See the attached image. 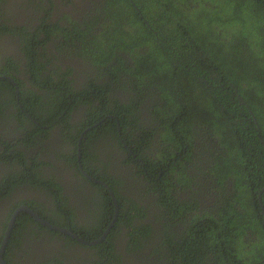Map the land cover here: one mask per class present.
I'll return each instance as SVG.
<instances>
[{
    "label": "trees",
    "instance_id": "16d2710c",
    "mask_svg": "<svg viewBox=\"0 0 264 264\" xmlns=\"http://www.w3.org/2000/svg\"><path fill=\"white\" fill-rule=\"evenodd\" d=\"M133 1L92 2L91 8L98 12L90 20L94 24L87 25L88 30L83 31V42L78 44L83 50L78 49L76 54L81 57L84 73L80 74L90 80L80 84L81 81L80 85L66 78L55 83L51 74H44L49 71L47 65L40 63L36 45L22 28L19 32L23 61L37 84L33 88L23 86L21 80L12 76L19 84L20 101L37 120H45V115L56 121L61 117L59 123L64 126L61 125L59 134L64 140L71 137L73 146L84 132L81 120L76 124L71 122L75 109L81 106L87 110V126L107 115L116 116L106 118L101 128L113 131L120 147L123 148L121 138L129 145L145 139V144L133 152L137 159L128 156L124 163L132 172L126 170L125 175L119 176L107 172L98 177L102 169L95 168L96 179L110 183L121 210L107 237L110 248L107 253L102 252L110 254L107 263H112L114 257L119 264L123 257L117 255L112 245L114 234L120 231L118 227L124 224L127 229L133 228L125 234L129 240L127 252H131L128 250L131 246L137 251L144 247L143 241L152 238V221L159 223L158 219L163 218L167 226L163 241L167 247L153 251L155 261L264 264V146L261 142L264 139V0ZM93 28L95 35L90 30ZM48 29L38 43L44 49L55 35ZM62 47L64 44H56L58 51ZM90 67L94 71L92 76ZM122 74L132 77L135 91H130L129 99H123L122 93L112 86L125 81L120 79ZM6 85H12L15 94L16 87L9 80H0V89ZM90 85L92 90L88 89ZM145 111L150 113L149 118L143 117ZM148 126L153 130L146 131ZM101 128L85 135L81 146L83 158L84 143L88 145L91 136L103 132ZM41 141L37 140L39 144ZM199 148L204 151L195 158L192 152ZM78 153L76 148H63L56 152V158L75 167ZM177 167L181 170L177 171ZM20 168L30 174V183L42 181L41 166L30 168L21 158ZM12 169H16L15 164H6L4 168L0 200L15 190L17 174L11 176ZM64 170L58 167L57 173ZM201 173L207 175L206 181L199 177ZM144 176L145 180L152 178L148 192H153L160 203L157 219L150 218V205H141L140 200H128L130 207L121 203L129 198L122 194L119 185L123 181L139 184V178ZM83 180L86 186L93 185L98 191L96 198L106 203L95 205L101 210L98 215L101 219H97V210L91 218L92 226L86 230L89 236L100 238L115 212L112 198L104 186L86 177ZM199 187L203 188L201 192ZM55 188L63 191L57 184ZM2 191L6 194H1ZM182 191L189 195L184 197ZM23 203L32 206L34 202L24 198L10 206L6 221ZM63 205L68 216L73 217V207L66 201ZM40 215L58 225L52 216L46 217L43 212ZM147 217L146 224L134 226L137 219ZM170 225L183 229L180 237L168 232ZM71 226L77 231L83 228L77 224ZM42 228L28 213L21 212L12 235ZM138 231H142V237L134 240ZM176 236L178 241L174 239Z\"/></svg>",
    "mask_w": 264,
    "mask_h": 264
},
{
    "label": "flooded vegetation",
    "instance_id": "af4514ba",
    "mask_svg": "<svg viewBox=\"0 0 264 264\" xmlns=\"http://www.w3.org/2000/svg\"><path fill=\"white\" fill-rule=\"evenodd\" d=\"M37 1L38 0H0V80H9L13 86L16 87L15 94H17L15 95L12 93V85H6L7 87L2 86V89H0V180L2 179L6 164H15L16 169H12L9 172L11 176L17 174L14 179L16 184L14 192H12L10 196H5V198L0 200V251L4 246L3 259L7 264H116L114 257L112 263H107L110 254L105 255L102 252L106 251L107 253L108 248H110L107 243V237L115 227L118 217L121 216V210L118 198L114 194L110 183L98 178L96 179L97 175L95 173V168L102 169L98 177H102L103 173L107 172L116 176L121 174L125 175L126 170H131H129L124 163L127 162L129 157L135 158L134 160L137 159V155L133 152L136 147L139 148V146L145 144V139L133 145H129L124 140L125 138H121L120 142L123 144V148L120 147L119 142H117L118 138L115 137L116 135L113 131H105V128H101L106 118H116V116L107 115L102 121H98L92 126H87V110L81 106L75 109V114L71 122L74 121V124H76L81 120L80 122L83 123L84 132L81 134V137L78 138L77 144L73 146L74 140H72L71 137L64 140L62 134H59V129H61L62 125L59 123L61 117L56 121L49 120L47 115H45V120H37L31 114L33 112L20 101L19 84L12 76L21 80L23 82H21L22 85L32 86L31 88H33L37 82L31 79L29 70L26 69L25 62L23 61L24 52H22L21 48L23 45L21 46V33L19 31L23 28L32 41V44L36 45L35 50L40 63H45L49 70L48 72L44 71V74H51L55 83L66 78L70 80L74 79L78 82V85H80L88 82L90 79L87 78L86 75L82 77L80 74L83 72L82 66H80L81 60L79 59L81 57L76 54H78V49H83L78 44L80 41L83 42V31L88 30L87 25L94 24L90 22V20L98 12L94 13L96 9L91 8L93 5L92 2L100 4L103 0ZM133 4L134 7L139 10L134 1ZM90 9L92 10L90 11ZM47 27L50 28L55 35H52L51 41L44 49L38 43L42 40L41 37L44 36V31L48 29ZM6 28L8 29L6 30ZM10 29H12V31H10ZM90 30H92L94 35L97 33L95 28ZM61 43L64 44V47L58 51L56 49V44ZM5 68L7 71H3ZM89 71V74L92 76L94 73L93 69ZM96 77L102 82L104 81L102 77ZM124 78L125 81L123 80ZM120 79L123 80L122 83L112 86L122 93L123 99H129L130 91H135L134 85L131 83L132 77L130 74H122ZM79 82L81 83L79 84ZM92 88V85L88 87L89 90H92ZM35 89L37 92L39 91L38 88ZM40 94L45 95L46 93L40 92ZM45 100L47 101V99ZM54 100H58V98ZM149 116V112L145 111L143 113L144 118H149ZM148 127L146 131L150 132L153 130L152 127ZM65 128H68L66 124ZM100 128L103 132H98L94 136H91L92 139L90 143L88 142V145L84 143L83 158L81 146L85 135H88L90 132L92 133V131L94 133L95 129ZM30 132L33 133L30 134ZM66 132L70 135L69 131ZM118 132L120 135L122 134L120 127L118 128ZM37 140L42 141L39 144ZM157 141L158 140L154 141V143H157ZM261 142L264 146L263 138ZM68 147L78 149V166L75 164V167H73L69 163L68 166L67 162L62 158L58 156L56 158L57 151ZM127 150L128 154L126 153ZM202 151H204L203 148H199L198 150L194 149L192 154L197 158L198 153ZM70 153L74 154V152ZM21 158L30 168L41 166L43 168V178H45V181L42 178V181L39 180L40 182L36 181L35 183H30V174L25 171L24 168H20ZM65 164H67V166ZM87 164H89V166H86ZM50 166L56 168L52 170ZM58 167L65 170L57 173ZM131 167L136 168L133 164ZM203 169L209 171L206 166H204ZM179 170L181 169L177 167V171ZM83 177L104 186L112 198L111 200L115 212L110 216V224L102 232L100 238L89 236L86 230H89L88 228L92 226L91 218L95 217L94 215L97 210H99L97 219H101L98 217V215L101 214V210L96 208L95 205L99 203L103 204L100 206H104L106 203L96 198L95 193H98V191L93 185L86 186ZM199 177H201V180L204 179L206 181L207 179L205 173L199 174ZM139 180V184H131L128 181H123L119 185L122 194L129 198L125 202L121 201V203L130 207V202L128 200L131 198L140 200L141 205H150V218H156L158 212L161 211L158 207L160 203L155 199L153 192H148L149 188L153 185V180L152 178L145 180V176L140 177ZM43 183L46 186H44ZM55 184L61 186L63 191L59 192L55 188ZM198 190L201 192L203 188L199 187ZM228 190L229 189H227V191ZM2 193L6 194L5 191H2L1 194ZM187 193L188 192L182 191L181 195L183 194L185 197L189 195ZM204 196L205 195L200 196V198ZM24 198L34 203H32V206L23 203L18 209L23 206L29 207L41 220L47 222L49 221L43 218L40 212H43L46 217L52 216L53 220L58 225L49 222L51 225L64 230H70L78 239L61 230L50 229L29 213L28 214L34 219V222L43 227L42 230L38 231L36 229L35 232L32 231V233L22 232L13 237L12 234L16 220L12 225L11 223L18 209L8 221H6V215L9 212L8 208L10 206L15 205ZM91 198L93 200H91ZM11 199L13 200L10 201ZM259 199L261 200V197H259ZM65 201L68 202V205L73 207L74 210L72 215L75 217H72L71 214L68 216V213L65 212L63 205ZM42 208L45 210H42ZM52 210L56 212L55 215L50 212ZM21 212L18 213L17 217ZM262 215L264 218V209ZM124 217L126 218V216ZM148 220V217L145 219H137L134 226L140 227L142 224H146ZM158 220H160V222ZM158 220L159 223H156L155 219L152 221L154 229L152 238L146 242L143 241L144 247L137 251H133L134 246H131L128 248L131 252H127V242L129 240L125 234L127 231H132L133 228L130 227L127 229L124 224L118 227L120 231L114 234L115 240L112 242V245H115L118 251L117 255L123 256L119 264H163V262L155 261L156 258L153 255L154 250L156 251V249L160 248L166 249L167 247L163 241V233L167 227L165 225V219L159 218ZM72 224H77L83 228H78L77 231L71 226ZM179 228L180 226L174 228L170 225L168 232L177 234L180 237L179 232L183 231V229L177 230ZM8 233L9 235L7 236ZM141 233L142 231L135 232L136 237L134 240L137 239L138 236L142 237ZM181 237L183 238V236ZM174 239L178 241L177 236L174 237ZM102 255L105 258L101 259L100 257H102Z\"/></svg>",
    "mask_w": 264,
    "mask_h": 264
},
{
    "label": "water",
    "instance_id": "95a60500",
    "mask_svg": "<svg viewBox=\"0 0 264 264\" xmlns=\"http://www.w3.org/2000/svg\"><path fill=\"white\" fill-rule=\"evenodd\" d=\"M115 201H116V199H115ZM21 211H25V212L29 213L30 215L34 216L40 223H42L43 225L49 227L50 229L61 230L62 232L68 233V234L72 235L74 238L78 239L74 234H72V232L70 230H68V229L67 230H64V229L55 227V226L51 225L49 222L41 220L39 218V216L35 212L32 211V209H30L29 207H26V206H23V207L19 208L18 211L15 212V216L13 218V221H12L11 225L14 223V221L16 220V217H17L18 213L21 212ZM8 235H9V233L7 234V236ZM3 247H2V250L0 251V264H7L4 261V259H3V254H4V251H3L4 248Z\"/></svg>",
    "mask_w": 264,
    "mask_h": 264
}]
</instances>
